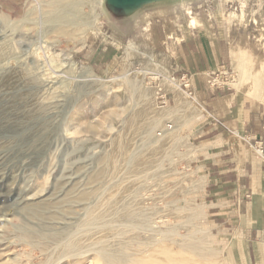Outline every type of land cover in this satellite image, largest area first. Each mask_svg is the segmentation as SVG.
<instances>
[{"label":"rangeland","instance_id":"374dc122","mask_svg":"<svg viewBox=\"0 0 264 264\" xmlns=\"http://www.w3.org/2000/svg\"><path fill=\"white\" fill-rule=\"evenodd\" d=\"M43 1L0 0V159L4 163L0 166V176L9 184L16 182L20 191L28 189V192L22 191L24 194L12 193L0 199V264L18 254L16 252L22 256L30 252L33 264L44 259L38 247L18 243L11 234L20 226L19 220L24 219L18 212L25 201L52 198L59 183L65 190L73 186L92 195L87 198L88 202L64 203L57 207L59 216L56 215L48 228L72 227L71 223L73 225L84 216L87 205H97L114 192L118 193L122 183H131L124 174L131 168V160L127 157L130 159V153L138 151L140 146L156 152L153 166L157 170L139 178L140 193L136 204L155 210L151 220L154 229H177V238L174 237L178 242L179 235L190 228L205 229L206 232H199L195 238L201 236V241L214 253L215 258L209 264H224L220 238L207 220L201 162L197 151L190 154L198 145L194 126L205 113L183 87L185 93H176L174 100L166 99L168 90L179 89L169 78L163 50L170 40H179V36L173 34L176 27L181 30L195 28L211 18V23L213 21L224 30L220 35L226 36L230 48L228 70L224 72L230 78L231 90L238 96L264 102V0H201L173 5L139 16L128 29L108 18L100 6L95 7V0H86L82 9L89 13L90 25L83 31L75 30L64 36L48 31ZM26 10L32 13V20H25L18 29L16 23H20L18 19ZM5 64L7 69L3 70ZM11 73H15L13 83L3 85L5 77ZM125 80L138 83L145 90L151 115L143 124V130L133 134L124 158L111 171L105 163L103 166L102 160L111 152L114 138L123 132L124 122L131 118V107L136 112L140 110L135 100L127 99L130 94L122 85ZM209 82L221 86L220 72L212 73ZM161 97L166 103L160 102ZM183 102L186 108L181 107ZM25 128L37 132L49 128L45 145L36 150L37 153L31 149L13 158L9 142L24 133ZM171 129H176L179 136L182 133L181 141L175 142L173 138L166 141ZM145 130H151L148 136ZM161 142L164 143L160 146ZM199 182V187H191ZM187 203L196 207V216L183 211ZM34 222L35 228L42 230V226ZM108 232L110 234L107 231L104 235H109ZM145 237L146 234L139 233L141 240ZM165 238L162 242L170 248L178 247V242L172 243L171 236Z\"/></svg>","mask_w":264,"mask_h":264},{"label":"bare ground","instance_id":"6f19581e","mask_svg":"<svg viewBox=\"0 0 264 264\" xmlns=\"http://www.w3.org/2000/svg\"><path fill=\"white\" fill-rule=\"evenodd\" d=\"M95 1H96V5L93 2L95 7L101 6V0H95ZM86 2H87L86 0H44L43 16L45 18L44 21L48 31H52V33L56 32L60 36L67 35L69 32H73L75 30L83 31L86 28V25L89 24V13L83 12L82 9L84 8L83 5H85ZM31 14H32L31 12L27 11L21 16L20 19L17 18L18 21L20 22V23L18 22L16 23V25L18 24L17 26L18 29L21 27L22 22H24L25 20H26L25 22L29 21V19L32 20L30 16ZM6 21H8V19ZM14 21H12L11 23L12 25H14L12 27H15ZM12 31L11 33H13ZM14 31L17 32L16 30ZM11 33L9 32V34ZM7 65L4 66L6 68L3 70L7 69ZM9 72L10 71H8V73ZM14 75L15 73L14 74L11 73L7 75L4 79L3 85L7 86L12 84L14 81L13 80ZM126 76L127 75H125V79L127 78ZM124 82L125 83L122 84L124 90L126 91L127 94H130V96L127 99L135 100L134 103L140 106V110L136 112L133 110V107H131L132 109L130 111L131 118L127 120L128 122L127 121L124 122V124L125 123L126 124L125 127L122 128L124 129L123 132L122 133L120 132L121 134L117 135L114 138V146L111 152H109V154L102 160L103 166H105L104 165L105 163L106 167L108 166L109 170L111 171L115 169V167L117 168V164L119 163L121 158L125 155L133 134L135 132L143 130L141 129L143 127V124L145 123L147 118L151 115V111H150L151 108H149L148 99L145 90L138 83L135 82L132 83L129 82L128 80H125ZM182 87L186 91L190 90L187 87H184L183 85ZM184 103L185 102H183V105L181 107L185 106L184 108H186V105H184ZM191 111L192 110H190V113ZM185 114L187 115V112ZM185 114L183 115V117L185 116ZM117 117H119L118 113H117ZM188 118H190L189 115ZM191 118L189 120H191ZM68 120L65 125L66 127L69 124ZM170 128L173 127L170 126ZM25 129L26 131L25 132L23 131L24 133H22L21 135L18 134L17 137L11 139V141L9 142L10 144L8 143L9 144L8 149L13 151L14 154L13 158H15V156L18 157L19 155L24 153H29L28 151L31 152V149L34 152H36V150L39 151L45 145V139L47 138L46 135L48 133L49 128L39 132L31 130L29 128L28 129L25 128ZM150 131L151 130H145L144 133H146V135L148 136V133L150 134ZM181 135L180 136L177 135L176 129L173 130L171 129V135L169 133V135H167L165 139L166 141H170L173 138L172 140H174L175 142H179L183 138V136ZM163 143L164 142H161L160 146L163 145ZM152 146L153 145H151V147ZM0 147L2 148L1 144ZM198 148L199 147L197 146L195 147V149H192L190 154L196 152ZM155 153L156 152H154L151 149H146L145 146L142 147L140 146V149L138 151L136 150L133 153H130L132 155L131 158L130 159L129 157L127 158L128 160H131L130 162L131 168L128 167L129 169H126L127 171H125L124 174H127L128 180L130 179L131 183L129 185H126L127 182L123 181L125 183H122L123 186H121L119 185L121 181H117L119 182L117 183L119 185V188H121L118 191V193L114 192L112 195L109 194L108 197L111 195L110 198L102 199L99 203L97 202L98 203L97 205L94 204V206L91 207H87L88 206L87 205L86 210H84L85 213L84 214L82 213L84 216L80 218V220L76 221L73 225H71L72 224L71 223L70 226L72 227L68 226L69 228H67V226H62L60 228H55V229L51 228V230H49L48 228L50 224L53 221H55L54 219L57 218L56 217V215H58V211L56 210L57 207L63 206L62 204L64 203L72 204L73 202H80V203L84 202L85 200H87V198H90L92 195L89 196V194L85 193L84 191L83 193L81 189H79L81 191L79 193V190L77 188L75 189L73 186L65 190L63 184L61 185L59 183L56 184L55 186V192H54L55 195L52 198L44 197L38 199V201L27 200V199H26L27 201L24 200L25 202L21 205L20 212H18L22 215L24 219L19 220V225H20L18 227L19 229L13 228L14 230L13 229H12L13 231L11 230L12 231L11 234H13V236L17 239L18 243H23L30 247L35 246V248L38 247L40 249L41 254L44 255V259L40 261L38 264H81L83 261L87 262V264H209L210 260L215 258L213 257L214 253L211 251V249L208 248L207 244L204 241H201L202 240L200 238L201 236L195 238V235L199 234V232L200 234L206 232L205 229L196 228V227H195L196 229L190 228L184 235L178 234L181 237L179 238L180 240L178 242L176 239L177 229L175 230L176 232L173 229H168V228H167L168 230L166 229L163 231H158L154 229L155 226L152 225L151 220H152V215L155 213V210L137 205L135 202L138 193H140L138 192L139 189L138 185L140 184V183L138 184L139 178L144 174H153L157 170V167L153 166V162L156 161L155 157H157V154L154 155ZM161 153L164 154V152ZM100 162L101 160L99 161V163ZM127 163L129 164V162ZM2 164L4 165L3 161L0 159L1 167ZM143 181L144 180H142V183L145 184L144 183L145 181L144 182ZM200 182L197 184H193V186L191 185L190 186L199 187ZM115 183L116 182H114V184ZM16 184H17L16 182L9 184L5 181L4 177L0 176V199L3 198L5 195H9L12 193L19 194L22 191L28 192L27 188L20 191L19 187ZM113 188H115V185L114 187H112V189ZM23 192L20 194H24ZM103 195L104 197L106 196L104 193ZM184 210L189 212L190 216L194 214H198V210L196 209V207L189 203H187L183 207V211ZM179 211L181 212V210ZM80 215L81 214H79V216ZM34 221L38 222L39 225L42 226V230L35 228V226L33 225L35 223ZM107 231H110V234L108 232L109 235L106 236L104 235V233ZM139 233L146 234V237L141 240L139 238ZM167 236L168 238L169 236H171L172 243L178 242V247L176 249H172L168 245L162 242L163 238L166 237L165 240L167 239ZM16 253L18 254L13 255V257L11 258L9 257V259H6V261H4L3 264H33L31 263L32 257L30 252L25 253L24 256L19 255V252Z\"/></svg>","mask_w":264,"mask_h":264},{"label":"crops","instance_id":"0c3cea01","mask_svg":"<svg viewBox=\"0 0 264 264\" xmlns=\"http://www.w3.org/2000/svg\"><path fill=\"white\" fill-rule=\"evenodd\" d=\"M179 28L173 30L179 40L163 50L169 78L179 89L168 90L166 99L185 93L186 83L205 113L193 133L208 224L220 238L224 264H264V102L231 90L224 72L230 48L211 18ZM215 72L221 86L209 82Z\"/></svg>","mask_w":264,"mask_h":264},{"label":"water","instance_id":"95a60500","mask_svg":"<svg viewBox=\"0 0 264 264\" xmlns=\"http://www.w3.org/2000/svg\"><path fill=\"white\" fill-rule=\"evenodd\" d=\"M199 1L201 0H101L100 7L113 22L128 29L139 16L148 12Z\"/></svg>","mask_w":264,"mask_h":264},{"label":"built area","instance_id":"2783aa9c","mask_svg":"<svg viewBox=\"0 0 264 264\" xmlns=\"http://www.w3.org/2000/svg\"><path fill=\"white\" fill-rule=\"evenodd\" d=\"M183 86H184V87H187L188 85H187L186 83H184ZM187 92H188L189 95L192 94V91H191V90H188ZM160 102H162V103H166V100H165L163 97H161V98H160ZM167 127H169V126H167ZM257 147H260V145L257 146ZM257 147H256V148H257ZM260 150H261V147H260ZM261 151H262V150H261Z\"/></svg>","mask_w":264,"mask_h":264}]
</instances>
